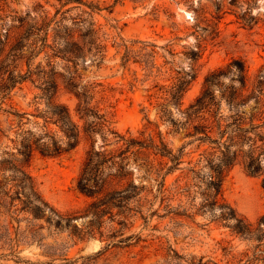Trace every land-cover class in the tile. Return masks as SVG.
<instances>
[{
	"label": "rangeland",
	"instance_id": "rangeland-1",
	"mask_svg": "<svg viewBox=\"0 0 264 264\" xmlns=\"http://www.w3.org/2000/svg\"><path fill=\"white\" fill-rule=\"evenodd\" d=\"M83 1L98 5L100 10L90 13L77 3L61 8L63 2L59 0H0L1 39L11 25L19 26L14 17L24 19V32L35 22L33 19L40 25V16L47 15L49 21L60 10L47 28L46 45L53 44L55 22L74 27L79 15L86 19L85 25L77 29L73 40L81 43L84 37L87 42L85 57L76 65L52 56L50 48L42 46L31 59L25 50L18 62L19 71H31L33 83L27 81L15 88L8 101L13 111L25 113L20 125L10 116L14 121L8 129L5 115L0 114V129L7 135L0 132V264H264V94L236 109L227 102L240 92L241 67L244 98L264 68V0ZM243 15L245 19L252 17L250 23L240 19ZM90 21L94 33L88 37L85 30ZM127 51L130 60L124 65ZM219 73L224 74L210 81L215 100L206 99L208 106L201 114L211 116L207 125H211L218 103L220 131L227 132L222 143L228 144L232 136L230 124L235 111L243 118V128L262 126L234 140L240 154L225 172L219 196L220 203L249 225L254 235L250 239L232 232L235 222L221 219L222 210L201 209L208 178L204 175L205 159H211L213 153L222 158L221 150L232 159L235 147L218 148L201 139L202 128L192 135V125L198 123L181 126L183 115L167 94L178 79L188 82L181 101L183 111L201 94L206 78ZM48 77L56 81V101L69 108L79 126L83 122L75 111L78 100L74 93L85 88L92 97L90 107L106 116L110 128L125 137L151 138L156 145L161 138L171 155L179 157L178 164L169 155L161 157L152 151L127 153L123 179L117 177L115 164L110 168L106 165L103 176V152L116 155L122 142L114 144L116 138L110 134L104 143L97 134L94 151L99 155L93 156V161L100 163V194L91 198L76 189L90 150L83 135L68 153L49 157L35 152L24 163L17 146L22 135L38 136L42 131L43 120L34 115L44 109L41 83ZM164 104L169 112L165 116L161 112ZM49 130L57 128L50 125ZM210 135L218 138L217 130L214 128ZM254 143L259 147L255 156H259L263 174L251 175L245 170L249 162L246 155ZM112 162L118 163V158ZM12 164L30 178L54 213L72 218L68 225L48 210L35 219L20 210L16 199L10 210L9 199L1 196L2 192L12 194L15 183L25 181L13 172ZM103 178H107L106 183ZM129 184L143 190L138 195L130 190L126 207L114 208L113 217L106 215L100 222L86 214L103 193L122 190ZM139 203L145 221L136 209ZM227 211L223 209L226 216ZM114 232L115 238H108Z\"/></svg>",
	"mask_w": 264,
	"mask_h": 264
},
{
	"label": "trees",
	"instance_id": "trees-1",
	"mask_svg": "<svg viewBox=\"0 0 264 264\" xmlns=\"http://www.w3.org/2000/svg\"><path fill=\"white\" fill-rule=\"evenodd\" d=\"M59 1L63 2L61 8L69 3H77V5H83L87 7L90 13L100 10L98 5L92 3L86 4L83 0ZM250 7L251 4H249L248 10L250 9ZM59 11L60 10H56L54 18L59 13ZM14 18L19 22V26L11 25L10 29L5 33L4 38H0V114L5 115V121L8 123V129H11L12 122L14 121V119H9L10 116H13L14 118L16 117L18 119V125H20L22 118L25 115V113L20 114L17 111H13V108L8 105V101H10L12 97V92L15 88H19L23 83L27 81L33 83L32 73L29 69L25 73H22L18 70V62L24 58L23 52L25 50H28L30 52V56L28 59H31V57H33L37 53L35 52L36 49L39 48V46H42L44 48H50V50L52 51V56H60L66 62H71L73 65H76L79 59L85 57V45L87 43L84 37H82L81 43L75 42L73 40L74 33L77 31V29L82 28L85 25L86 19H83L81 15L76 17L77 21H73L74 27H68L61 21L55 22L54 27L52 28V32L54 35L53 44L51 46L46 45L48 30L47 28L50 26V23L54 20V18L48 21L47 15L44 14L39 17L41 21L40 25H38L37 20L33 19L32 21L35 22L28 24V27L24 32L22 31L24 19L17 17ZM240 19L243 22L250 23L252 17L250 19H245L243 15L242 17H240ZM92 27L93 23L91 21L88 22L85 30L88 37H90L94 33ZM41 34H43L42 37ZM39 42L40 45H38ZM129 60L130 52L127 51L123 58V64H127ZM239 72L240 74L238 79L241 85L240 92H235L227 101L231 108L235 109L239 105L245 104V102L250 98L258 101L259 98L264 94V68L256 76V83L252 92L245 98L241 95L242 90L245 88L243 67L239 69ZM223 74L224 73H219L206 78L201 94L183 111L181 110V101L183 94L186 91L188 82L185 81L184 78L178 79L177 82L169 88L167 94H169V102L176 108H178V110H180L181 114L183 115L184 122L181 124V126L186 127L193 122L198 123L196 125H192L194 129V133H192V135H196L197 133H199L198 130L202 128L204 137H202L201 139L216 144L218 148L224 147L225 149H227L229 146L235 147V150L232 153V159L227 158L223 150H221V153L223 155L222 158L220 156L215 157V154L213 153L210 155L211 159H205L204 165L207 168V173L204 175L208 176V178L205 181V183H207L206 189L202 194L203 199L201 203V209H208L209 211H213L215 208H217L222 210L220 213L221 219L226 220L231 218L235 222L234 226L231 227L232 232L250 239L254 235L250 230L249 225L245 224L241 218L237 217L233 209L223 203H220L219 196L221 193V183L224 174L229 169L233 158H237L240 154V150L238 149L239 145L234 140L240 138V136H246L248 133H250V131L261 128L262 126L251 127L250 129L243 128V118L237 111H235V114L232 118V123L230 124L232 128V136L228 139V144H226V142L222 143L221 140L223 136L227 134V132L220 131L221 126L219 122L221 118H217L218 103H216V111L214 112V115H212V118L214 119H212L211 125H207V122L211 116L205 117L201 114L204 112V110H206L208 106V102L206 101V99H210L212 101L215 100L214 86L210 83V81L213 77L218 80ZM41 86V97L44 98L45 106L44 109H42L41 112L37 115H34V117H39L43 120L42 131L38 136L22 135V137L20 138L19 144L17 146V152L22 157V161L24 163H27L32 158L35 152H38L42 156L49 157H56L68 153L79 144L81 135H83L85 139L90 143V150L87 151V156L83 165L82 172L76 182V189L81 194L91 198L97 197V195L100 194V190L97 188V183H99L100 181L97 167L100 165V163L93 161V156L99 155L98 152L94 151L95 136L97 134L101 137L104 143L108 141L107 137L110 134L113 135L114 138H116L114 144L122 142V146L116 151V155H112L110 153L105 154L103 152V176L105 166L109 164L108 168H110V166H114L115 164L117 165V177H120V180L121 178L123 179V176L121 174L125 169L124 161L126 159L127 153L136 155L144 153V151H152L155 155H159L161 157L169 155L172 162L175 165L178 164L179 157L171 155L161 138L159 145H156L151 138L140 140L134 137H125V135H121L110 128L106 116L99 114L97 110H95L93 107H90L92 97L88 95L89 91L85 88L81 89V91L79 92L74 93L78 100L75 106V111L78 115L79 120L83 122L82 126H79L73 120L69 108L66 105L58 103L56 101L55 96L58 89L56 81L53 78L48 77L44 79V81L41 83ZM161 109L163 116L169 113L166 109L165 104L162 105ZM203 122L204 124H202ZM50 125L55 126L57 128V131L51 132L49 130ZM214 128L217 130L218 134V138L215 139L210 135L213 132ZM0 132H2V134L5 133V131H2L1 129ZM58 132L61 133V136L59 137L57 135ZM254 145L255 143L247 152L246 156L247 158H249V162L247 163V165H245V170L251 175L263 174L261 173L259 167V156H255L256 150L259 147ZM115 156L116 158H118V163L112 162L110 164V160ZM12 170L14 173L20 174L25 181H18V183H15V191L12 194L6 191L2 192L1 196L9 199V201L6 203L10 210L15 207L14 201L16 199L22 206L20 210L23 212H27L35 219L42 218L46 210H48L49 212H53L51 208L42 200L30 178L14 164H12ZM108 175L110 176V174ZM106 179L107 178H103V183H106ZM262 186L264 188V177L262 179ZM132 189H134V195L140 194L143 190L142 188H138L133 184H129L122 190L105 192L103 193V198H99L97 201L93 202L90 205L89 211L86 214H90L91 217L99 220L100 222L102 217H105L106 215L113 217L112 210L114 208L123 209L126 207L128 199L130 198L128 193ZM1 200L2 197L0 198V202ZM142 206L143 205L139 203L136 209L138 210L139 214H141L142 219L145 221L147 217H144L142 214ZM223 209L228 210L227 216L223 213ZM56 216L59 222H66L67 225L72 220L71 217H62L57 214ZM115 234L116 233L114 232L108 238H115ZM83 238L84 237H80V240H82Z\"/></svg>",
	"mask_w": 264,
	"mask_h": 264
}]
</instances>
